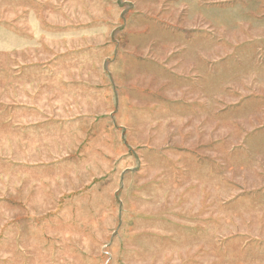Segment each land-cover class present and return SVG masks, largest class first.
<instances>
[{"label":"rangeland","instance_id":"obj_1","mask_svg":"<svg viewBox=\"0 0 264 264\" xmlns=\"http://www.w3.org/2000/svg\"><path fill=\"white\" fill-rule=\"evenodd\" d=\"M0 264H264V0H0Z\"/></svg>","mask_w":264,"mask_h":264}]
</instances>
